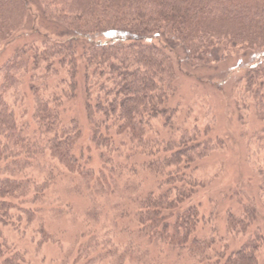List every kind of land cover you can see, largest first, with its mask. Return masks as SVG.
<instances>
[{"label": "trees", "instance_id": "1", "mask_svg": "<svg viewBox=\"0 0 264 264\" xmlns=\"http://www.w3.org/2000/svg\"><path fill=\"white\" fill-rule=\"evenodd\" d=\"M37 17L51 33L16 47L1 67L5 87H19L20 74L30 78L34 102L30 119L18 120L0 93V225L11 224L12 212L20 214L17 222L33 223L63 168L89 183L96 176L84 159L89 145L111 165V176L127 167L104 149L129 148L121 160L157 180L130 201L126 196L122 232L129 239L122 251L109 250L112 264L141 263L159 244L196 264H258L259 232L229 251L216 246L213 227L209 234L199 229L206 222L190 201L198 185L192 165L216 149L217 139L196 128H179L177 139L161 133L176 131L169 102L179 70L216 67L238 50L245 91L264 116V0H0V49L26 30L40 33ZM79 91L90 126L87 145L78 119L66 115ZM259 141L264 146V129ZM136 151L142 159H134ZM32 168L44 177L36 180L27 172ZM101 170L99 183L109 179ZM259 173L264 187V168ZM251 211L232 222L247 231ZM39 228L41 240L48 239ZM20 256L4 263L18 264Z\"/></svg>", "mask_w": 264, "mask_h": 264}, {"label": "rangeland", "instance_id": "2", "mask_svg": "<svg viewBox=\"0 0 264 264\" xmlns=\"http://www.w3.org/2000/svg\"><path fill=\"white\" fill-rule=\"evenodd\" d=\"M35 20L34 25L40 29V33L26 30L0 49V93L15 109L18 120H29L33 111L31 80L20 74L19 87H5L1 67L16 47L23 46L28 40L42 38L46 32L51 33L41 24L40 18ZM243 60L245 57L238 50L216 67L179 70L176 92L169 102L174 112L176 131L166 135L161 133L162 136L177 139L181 136L182 129L179 128H196L208 137L217 139L216 149L192 165L198 185L190 201L200 206L205 217L206 227L200 225L199 229L209 234V229L213 227L215 232L212 235L218 239L216 246H227L229 251L244 244L253 233L259 232L264 236V187L263 177L259 173L264 168V146L259 141L264 129V116L259 117L253 100L245 91ZM47 83L53 84L55 80ZM78 94L71 101L70 108H66V115L78 119L84 135L82 142L87 145L90 144V126L81 92ZM161 127L157 123L161 132H167L168 128ZM94 149L89 145L84 154L88 167L96 171V176L89 183L84 182L77 173L63 168L47 190L44 208L37 213L33 223L17 222L20 214L12 212L11 224L0 225V242L4 243L1 245L4 251L0 255V264H5V258L14 254L22 255L18 264L113 263L115 256L109 250L119 247L122 251L129 239L122 232V225L125 224L122 210L126 196L130 201L133 193L144 192L157 179L139 167L136 168L139 170L137 174L129 169L133 163L121 160L128 150L133 152L129 148L118 152L104 149L103 153L114 159L115 163L120 160L127 167L124 171H118L117 176H111V165H105L103 157L100 158L101 151ZM135 153V160L142 159L139 151ZM104 166V176L109 179L103 178L99 183L97 178ZM27 172L36 176L38 181L45 175L38 168ZM247 209H252L254 217L248 230L244 231L240 223L232 222V219L234 215L241 218ZM42 226L49 235L43 241L39 230ZM150 252L154 254L150 253L141 263L127 258L124 264H196L186 253L176 259L177 252H168L162 244L150 248ZM258 264H264V243Z\"/></svg>", "mask_w": 264, "mask_h": 264}]
</instances>
